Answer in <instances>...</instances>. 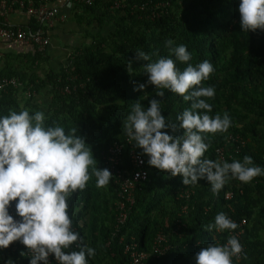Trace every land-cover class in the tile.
I'll return each mask as SVG.
<instances>
[{"label": "trees", "instance_id": "obj_1", "mask_svg": "<svg viewBox=\"0 0 264 264\" xmlns=\"http://www.w3.org/2000/svg\"><path fill=\"white\" fill-rule=\"evenodd\" d=\"M34 1L39 4L42 0ZM116 1L73 3L81 11L75 23L84 28L90 43L76 47L58 69L49 68L39 74V67L48 58L35 49V54L23 58V66L1 74L0 81L14 78L20 86L0 91V117L10 111L28 110L30 115L43 112L46 127L59 125L66 134L75 129L90 146L96 167L112 173L106 187L97 188L93 175L83 191L73 193L67 200L72 230L81 237L78 243L96 251L94 257L87 258L88 264H130L121 237L127 242L134 238L141 250H149L160 232L166 235L170 250L148 264H196L195 255L200 248L223 243L233 231L206 230L219 213L232 221H248L240 239L242 257L239 261L232 259V264H264L262 184L231 179L214 195L210 184L200 180L188 185L194 190L189 199H180L178 191L185 186L182 177H170L149 166L148 156L135 148V142L130 143L122 130L123 120L137 100L146 108L152 98L160 99L161 114L177 127L176 117L190 107L191 102L166 89L162 99L156 97L152 85L134 91L147 81L143 69L147 62L136 61V53L147 52L149 62L175 59L166 46V41L172 40L171 47H187L191 53L188 63L193 66L204 60L212 63L214 71L202 86L214 87L215 96L203 99L212 106L209 115L227 112L231 119L227 132L207 136L205 142L210 147L204 158L216 161V149L223 145L228 133H233L244 145L235 144L232 158L226 154V161H242L249 156L254 166L264 168V31H241L240 0H127L125 8L114 9ZM23 28L36 31L40 25L31 19L29 26ZM129 61L131 75L127 70ZM176 66L182 71L187 64L177 61ZM67 86L71 93H62ZM29 90L31 96L27 95ZM165 131L170 135L183 134L179 128ZM114 150L121 153L114 155ZM136 156L144 159L141 167L132 162ZM138 170L147 172V180L138 185L129 218L114 236L118 200L115 176L118 171L132 175ZM228 192L233 193L232 200H226ZM15 203L9 213L15 210ZM13 244L10 250L0 248V264H30V255H21L27 253L26 247L19 244L14 249ZM65 251H79V247L74 243Z\"/></svg>", "mask_w": 264, "mask_h": 264}, {"label": "clouds", "instance_id": "obj_2", "mask_svg": "<svg viewBox=\"0 0 264 264\" xmlns=\"http://www.w3.org/2000/svg\"><path fill=\"white\" fill-rule=\"evenodd\" d=\"M240 27L242 32L264 31V0H240ZM166 46L175 59L160 58L151 61L147 52L136 53V61L143 64L147 81L134 91H143L148 85L156 89V97H164L163 90L177 94L185 102H191L176 119L166 122L161 114V100L152 98L145 108L139 100L123 120L122 130L135 148L142 149L148 156V165L170 177L181 176L185 186L206 180L212 193L218 194L225 184L236 179L250 183L257 176H264V168L254 166L251 157L232 162L204 158L210 144L208 135L225 133L231 126L227 112L223 115H209L212 106L203 98L212 99L215 89L204 87L203 82L214 71L210 61L204 60L193 66L188 63L191 53L185 45ZM187 64L181 71L176 62ZM127 70L131 75L132 61ZM183 130L182 135H170ZM90 146L85 138L73 129L69 134L63 127L45 126V115L37 111L30 115L28 110L19 113L10 111L0 117V248L6 249L19 241L30 254V264H49L54 256L57 264H88V257L96 251L87 245L80 246L79 233L72 230L68 215V198L77 191H83L91 176L96 178V187L108 185L112 173L96 167ZM91 169V174L89 172ZM15 201L16 215L9 214ZM238 225L224 213L215 217V222L206 226L207 231L235 230ZM79 251H65L73 244ZM243 248L238 239L230 236L223 245L208 244L195 255L196 264H232V258H239Z\"/></svg>", "mask_w": 264, "mask_h": 264}, {"label": "built area", "instance_id": "obj_3", "mask_svg": "<svg viewBox=\"0 0 264 264\" xmlns=\"http://www.w3.org/2000/svg\"><path fill=\"white\" fill-rule=\"evenodd\" d=\"M71 3L75 4H86L92 5L94 0H69ZM127 0H117L113 6L114 9H123L126 6ZM19 9L24 11L31 19L36 20L40 25V29L36 31H31L27 28H18L8 26L5 23L7 15ZM68 20L67 14L61 12L60 8L57 6H52L47 0H42L39 4H36L34 0H0V38L7 43L18 45V46H33L37 52L46 53L47 49L51 44V30L58 24H63ZM20 83L17 79L14 78H5L0 81V91H6L9 87L18 88ZM76 89V88H74ZM72 89L68 86L62 90L64 94H70ZM33 93L29 90L28 96H31ZM131 143V142H130ZM235 144L244 145V142L239 138V136L234 135L233 133H228L223 145L219 146L216 149V158L217 160L226 161L227 155L229 158H232L231 151ZM239 148L236 149V153L239 152ZM121 153V150H114V155ZM133 164L138 167L144 165V159L140 156H136L133 159ZM147 172L144 170H138L132 175H125L120 171L117 172L115 176L114 184L117 186L118 200L116 202V220L114 224V230L116 236L122 228L125 226L129 214L132 210V207L135 204V192L140 183L147 180ZM254 185L262 184L264 186V177L260 179L254 178L251 181ZM194 194V190L190 186H184L178 191V196L180 199H189ZM233 193L228 192L226 194V200H232ZM187 208H184L186 211ZM14 217V219L19 220L16 215V211L12 210L9 213ZM238 227L236 231H232L229 234L234 236L240 242L241 236L245 233V228L248 224L246 218L240 220H233ZM119 236V235H118ZM228 237V238H229ZM227 242L224 241L219 245H223ZM110 243V241H109ZM120 243L124 246L125 253L129 256L130 264H148L152 259H159L166 255L170 250V246L167 244V238L164 232H160L155 237L152 246L149 250H141L138 242L134 238H131L129 242L125 241L124 237H121ZM22 244L19 241H15L13 248H17V245ZM11 246L5 250H10ZM243 253V251H242ZM242 253L239 258L233 257L232 259L240 260ZM30 255V254H29ZM31 257V256H30ZM49 264H57L54 256H49ZM43 264V262H39Z\"/></svg>", "mask_w": 264, "mask_h": 264}, {"label": "crops", "instance_id": "obj_4", "mask_svg": "<svg viewBox=\"0 0 264 264\" xmlns=\"http://www.w3.org/2000/svg\"><path fill=\"white\" fill-rule=\"evenodd\" d=\"M47 1L52 6L60 8L61 12L64 14H67L68 20L63 24L56 25L51 30V44L45 55L48 60L39 67V74H44L49 68L58 69L67 61L69 55L73 53L76 47L87 44L77 39L80 37L78 35L80 29L84 28H80L75 23V19L81 14V11L75 4L71 3L69 0ZM5 23L8 26L23 28L29 26L31 18L24 11L15 9L7 15ZM88 43H90V41ZM35 52V47L33 46L13 45L0 38V75L8 73L11 69L14 70L17 67L23 66V58H27L29 54H35Z\"/></svg>", "mask_w": 264, "mask_h": 264}, {"label": "rangeland", "instance_id": "obj_5", "mask_svg": "<svg viewBox=\"0 0 264 264\" xmlns=\"http://www.w3.org/2000/svg\"><path fill=\"white\" fill-rule=\"evenodd\" d=\"M74 25H75V24H74ZM78 30H79V29H78ZM78 35H79L80 37H78L77 39H78L80 42H84V43H88V42H89V40H86L87 38H86V35H85V31H84V29H80ZM55 41H56V40H55Z\"/></svg>", "mask_w": 264, "mask_h": 264}]
</instances>
